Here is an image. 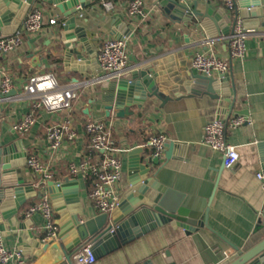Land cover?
Instances as JSON below:
<instances>
[{
  "label": "crops",
  "instance_id": "0c3cea01",
  "mask_svg": "<svg viewBox=\"0 0 264 264\" xmlns=\"http://www.w3.org/2000/svg\"><path fill=\"white\" fill-rule=\"evenodd\" d=\"M107 1L114 4L110 11L103 7V0H92L89 7L79 12L82 17H78L76 25L85 28L90 46L96 52L95 58L85 52L92 62L91 68L85 70H74L72 62L67 64L65 61L61 40L65 18L54 5L43 0H34L30 4V8L41 7L46 20L57 17L58 22L55 25L47 23L35 35L24 34L25 43L22 46L0 56V82L3 73L10 75L14 81V93L5 99L0 98V141L5 146L16 144L28 156L37 155L52 172L50 181L63 182L67 177L77 179L83 220L98 215L89 196L94 178L72 174L70 164L88 159L96 161L97 154L89 148L90 136L85 128L90 121L105 122L119 149L118 156L123 161L122 178L118 185L121 194L129 186L133 162L143 156L144 162L152 168L151 174H155L162 183L194 199L195 203H209L208 222L214 232L203 227L187 235L181 226L167 223L131 239L122 248L97 259L94 264H168L166 252L170 253L174 264H213L225 259L224 250L231 247L232 252L250 250L264 239V190L262 181L257 177L259 172L264 173V6L252 7L251 11H246V16L239 9V17L248 30V50L244 58L231 61L229 95L214 98L205 92L181 93L164 105L157 98H148L142 108L127 107L123 116H118L117 110L108 115L102 100V90L115 79H106V72L97 63V54L108 39L122 38L125 36L123 31L131 29L126 35L128 77L153 53L188 47L187 55L192 58L195 53L208 50L205 40L209 35L204 36L206 31L195 25L200 19L194 12L180 11L177 7L166 12L168 0H143L147 12L145 19L128 14V5L132 0ZM177 1L191 11L202 13L208 6L216 12L222 5L220 0ZM22 21L16 32L22 28ZM14 26L13 21L6 30L12 31ZM8 34L14 33L2 35ZM211 39H214V51L229 60L227 41L217 37ZM44 73H53L61 86L76 85L79 96L70 110H36L35 124L27 133L20 134L13 130V124L33 109L25 96L24 86L31 76ZM237 115H243L250 121L240 128L227 129V140L238 147L240 157L232 168H226L222 154L203 143L204 129L208 122L216 118L227 121ZM69 118L72 120L73 138L69 139L67 135L61 146L53 149L47 138L50 126ZM155 131L167 135V144L174 142L169 157L170 149L165 146L158 163L153 162V150L147 143ZM137 147H143L146 153L130 155V151ZM18 176L41 192L38 186L41 177L27 164L21 167ZM40 201L39 196L27 199L17 213L14 226L6 227L9 218L0 217L5 245L22 249L28 257V264H33L37 258L31 251L27 232L46 235L42 214L27 215L29 208ZM54 212L57 222L60 215L55 209ZM25 222H28L29 228L23 230L20 225ZM57 226L60 232V226Z\"/></svg>",
  "mask_w": 264,
  "mask_h": 264
},
{
  "label": "water",
  "instance_id": "95a60500",
  "mask_svg": "<svg viewBox=\"0 0 264 264\" xmlns=\"http://www.w3.org/2000/svg\"><path fill=\"white\" fill-rule=\"evenodd\" d=\"M33 1L0 0V36L7 32H16ZM43 1L54 5L65 18L61 40L67 64L72 62L74 70L91 68L92 62L88 60L85 52L92 58H95L96 52L90 46L85 28L77 26L76 22L78 13L82 8L89 7L92 0ZM235 1L236 6L233 9L222 4L216 12L208 6L202 13L191 11L177 0H168L165 10L169 12L170 8L177 7L180 11L194 12L200 19L195 25L206 31L204 36L216 38L230 33V25L239 16V9L246 16V11H251L252 7L264 6V0ZM13 21L14 30L7 31L6 27ZM130 31V28H126L123 33L127 35ZM187 49L188 47L174 48L153 53L128 77L109 82L102 90L103 105L108 115L112 110H117V115L123 116L127 107L142 108L148 98H157L164 105L181 93L205 92L214 98L229 95V75L219 79L195 73ZM13 93V90L6 94L1 93L0 98L5 99ZM173 145L174 142L166 144L170 149L168 157ZM143 152L146 153L143 147H137L129 154ZM27 160V152L19 150L16 144L5 146L0 141V217L9 218L6 227L14 226L18 219L17 213L27 199L42 195L33 184H27L23 177L18 176ZM152 160L158 163L159 157H153ZM151 170L143 156L136 159L132 164L129 186L122 193L120 205L111 213L98 214L85 220L81 219L83 213L79 207L78 180L67 177L63 182L49 181L48 193L55 211L60 215L56 222L60 226V232L58 240H45L43 235L27 232L31 251L37 258L33 264H74L72 254L87 242L92 243L96 258L99 259L122 248L131 239L167 223L181 226L187 235L203 227L215 231L208 222V202L205 205L195 203L194 199L162 183L155 174H151ZM20 226L23 230L29 228L28 222ZM233 248L236 251L238 249L236 246ZM165 254L168 264H174L170 253ZM213 264H264V239L244 253L235 252Z\"/></svg>",
  "mask_w": 264,
  "mask_h": 264
},
{
  "label": "built area",
  "instance_id": "2783aa9c",
  "mask_svg": "<svg viewBox=\"0 0 264 264\" xmlns=\"http://www.w3.org/2000/svg\"><path fill=\"white\" fill-rule=\"evenodd\" d=\"M229 9L236 6L235 0H220ZM106 11L114 8L112 1L103 0ZM81 8V6L79 7ZM128 14L140 19L147 17L143 0H132L128 5ZM82 17V14H78ZM57 17L46 20L44 11L39 6H34L26 13L22 28L14 34L0 36V56L12 53L25 43L24 34H36L49 23L55 25ZM231 31L227 35L217 37L226 40L229 50V60L221 58L214 51V39L206 37L209 49L197 52L192 57V69L197 73L212 76L219 79L229 75L231 61L246 56L248 30L241 17H237L232 23ZM97 63L102 71L106 72V79H121L128 74L129 51L128 37L111 38L105 43L103 49L97 54ZM14 87L12 77L6 73L2 74L0 82L1 93L6 94ZM25 96L32 105V111L26 113L17 123L13 124L14 131L25 134L36 122L35 111L46 110L48 112H59L70 110L73 101L79 96L76 85L61 86L53 73L33 75L24 86ZM250 119L243 115L234 116L227 121L216 118L208 122L204 129L203 143L211 149L218 151L223 156L226 168H232L239 160L238 147L227 140V129H237L248 123ZM90 136L89 148L97 154L95 162L84 160L80 163H71L70 171L74 175H91L94 178L93 188L89 193L94 208L98 214L111 213L121 203V191L118 185L122 178L123 161L118 156L119 149L115 146L110 129L103 121H90L85 126ZM72 120L69 118L64 122L50 126L47 138L51 147L56 149L61 146L66 136L73 138ZM168 137L164 132L155 131L148 138V146L153 150V157H160L164 152ZM27 165L33 172L41 177L38 186L41 188V201L32 205L27 215L41 213L44 218L45 240H58L59 228L55 222L54 207L48 193V182L52 180V172L41 162L37 155L28 156ZM257 177L262 181L264 190V173L259 172ZM92 243L87 242L80 246L73 254L74 264H94L97 261L92 248ZM232 248V247H231ZM224 250L225 258L235 252L232 249ZM235 250V249H234ZM0 263L2 264H28V257L20 248H8L4 243V232L0 229Z\"/></svg>",
  "mask_w": 264,
  "mask_h": 264
}]
</instances>
